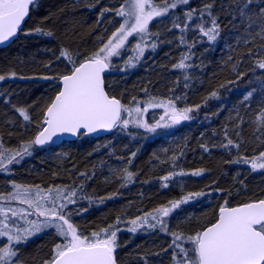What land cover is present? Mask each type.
Masks as SVG:
<instances>
[{
    "label": "trees",
    "instance_id": "trees-1",
    "mask_svg": "<svg viewBox=\"0 0 264 264\" xmlns=\"http://www.w3.org/2000/svg\"><path fill=\"white\" fill-rule=\"evenodd\" d=\"M243 2L239 0L241 6ZM124 3L36 0L17 39L0 49V75L5 77L0 81V195L13 192V185L32 192L37 186L45 193L50 187L76 190V203L68 205L66 218L84 236L113 226L116 264H175L174 249L169 247L172 235L159 225L155 229L145 225L132 233L131 221L157 215L169 232L181 235L185 242L213 224L221 206L264 199V169L253 171L250 163L264 152V69L258 67L264 62V21L258 13L264 0H253L244 17L235 0H191L185 9L213 5L219 35L215 42H200L196 33L188 32V44L196 43L191 59L185 61L192 67L184 71L174 65L189 50L179 45L180 34L172 27L165 40L157 39L154 51L147 48L143 61H132L137 65L129 64L124 55L111 59L104 74L108 95L129 109L146 107L145 116L138 117L146 123L157 118L147 105L151 100H172L191 109L189 119L175 130L148 133L130 123L102 138L80 135L75 141L41 149L32 143L31 155L9 164L43 127L44 112L59 91V78L103 47L117 29L116 11ZM62 52H68L75 65ZM248 92L253 95L245 101ZM229 139L233 144L223 147ZM125 170L132 173L131 181H125ZM165 176L170 179L163 180ZM194 193L204 195L182 203L167 217L159 215L158 209L171 208ZM0 205L7 207L9 202L0 200ZM10 206L27 207L18 200ZM21 226L27 225L21 221ZM6 240L0 238V246L7 248ZM61 243L64 240L55 229H45L16 244L14 259L17 264H45Z\"/></svg>",
    "mask_w": 264,
    "mask_h": 264
},
{
    "label": "snow or ice",
    "instance_id": "snow-or-ice-1",
    "mask_svg": "<svg viewBox=\"0 0 264 264\" xmlns=\"http://www.w3.org/2000/svg\"><path fill=\"white\" fill-rule=\"evenodd\" d=\"M191 0H165L163 6H158L155 0H125L116 11V15L123 19L120 27L112 33V36L96 52L86 57L83 62L73 66L70 74L60 77L61 85L58 93L48 105L43 127L23 152H17L15 156L9 159V164L19 163L25 155H31L28 148L31 144L44 145L48 142H55L53 137L62 134L95 133L98 130H113L114 128L126 129L130 123L138 128H143L146 132L155 133L157 128L171 127L178 124L181 120H188L187 113L191 109L179 111L173 103L167 105L171 109L169 122L161 125L156 123L149 125L142 119L136 118L129 120L124 114L131 116L133 112L137 117L142 116L140 108L129 109L121 105L115 97H110L105 91L104 76L105 70L110 67L111 58L121 56V50L125 49L126 42L130 37H139V42L135 45L133 51L134 57H130L128 63L133 60L138 61L143 57L146 48L153 51L157 47L159 34H153L149 30V23L157 17H165L179 6L189 5ZM238 6L240 17L246 15L245 10L250 9L253 0H244L242 6L239 0H235ZM36 0H0V44L9 41L20 29L21 23L28 16L30 6H34ZM213 5L206 4L202 9H184L183 18L177 17L172 21V29L179 32V45L188 48L189 53L182 55L180 61L174 65L177 70L184 71L192 65L185 61L191 59V49L195 47V41L192 44L187 42L189 31L199 34V41L204 38L208 42H215L219 35V24L217 18L212 12ZM108 11V9H104ZM259 17L264 21V7L258 10ZM103 15V12L101 13ZM235 19V17H233ZM251 20V16L248 17ZM193 21H199L195 25ZM210 25V26H209ZM252 24L248 25L251 28ZM168 29V31H172ZM37 33H42L40 28L35 29ZM264 31V28H262ZM51 35V33H46ZM155 36L150 44L146 38ZM143 45V46H142ZM62 56H67L71 61V55L68 52H62ZM75 65V61H71ZM258 67L264 69V62H259ZM14 75V74H13ZM5 77L0 75V81ZM185 80L188 76L184 77ZM253 93L248 92L244 96L247 101ZM216 96V93H212ZM152 106H161L159 102L149 101ZM148 109L145 107L143 112ZM25 120L29 117L20 110ZM165 117L162 116L161 120ZM227 135V134H225ZM233 144L228 140L223 147ZM208 149L205 148V151ZM136 153H132L134 157ZM19 157V159H16ZM264 152L254 158L251 163L253 171L264 169ZM237 163H249L248 160L236 161ZM0 161V168H2ZM126 171V170H125ZM193 175H199L200 172H194ZM81 173V176H84ZM185 175V173H179ZM132 173L126 171L125 181H131ZM165 181L169 176L162 178ZM167 187V184L163 185ZM81 190L83 186L81 185ZM14 191L7 196L0 195V200L9 202V206L0 205V238L6 237L7 248L0 246V264H17L15 257L17 251L15 245L26 242L27 239L41 231L53 228L58 236L62 237L64 243L57 244L54 249V255L50 261L45 264H116L114 252L117 247V231L112 230L113 226L101 229L100 232H93L91 236H84L78 233L76 227L66 218L65 210L69 204H75L77 191L73 189L49 188L46 193L38 186L35 192L31 188H22L19 185H13ZM204 195V193L190 194L187 198L174 202L171 208L164 207L158 209L161 216L167 217L172 209L180 207L182 203L188 200ZM111 198V197H109ZM18 200L20 204H26L27 207L14 208L10 202ZM227 202H225L226 204ZM30 216L36 219H28ZM43 217L41 220L40 218ZM152 221L156 223H151ZM119 221V218H117ZM21 221L26 227L21 226ZM130 232L136 233L138 228L147 225L148 228L155 229L157 225L160 230L173 236V260L175 264H264V199L239 205L237 207L221 206L215 223L198 232L194 236L187 237L182 242L179 234L169 232L166 223L157 215L151 213L144 217H137L131 221ZM12 228L16 229L13 234ZM190 244L191 247H186Z\"/></svg>",
    "mask_w": 264,
    "mask_h": 264
},
{
    "label": "rangeland",
    "instance_id": "rangeland-1",
    "mask_svg": "<svg viewBox=\"0 0 264 264\" xmlns=\"http://www.w3.org/2000/svg\"><path fill=\"white\" fill-rule=\"evenodd\" d=\"M164 2H165V0H155L156 5L161 6V7L163 6ZM124 4H125V3H124ZM184 7H185V6H179V7H177L175 10H171L169 15H167V16H165V17H157V18H154V19L149 23V30H150V32L153 33V34L158 33V34H159V41H160V42H161V40H165L166 37L169 36L168 29H170V28L172 27V21L176 20L177 16H179V15H181V18H183V10L185 9ZM177 12H179V13H177ZM118 17H119V25H118L117 29L120 27V24L123 22V19H124V18H122V17H120V16H118ZM181 20H182V19H181ZM197 23H198V22H197ZM152 25L154 26V27H153L154 29L151 30ZM117 29H115V31H116ZM115 31H114V32H115ZM189 32H190V31H189ZM196 34L199 36L198 33H196ZM111 36H112V35H111ZM111 36H110V37H111ZM165 36H166V37H165ZM154 39H156V37H151V36H149V37L146 38V42H147L148 44H150V43L152 42V40H154ZM204 40H206V38H204ZM206 41H207V40H206ZM138 42H139V37H130V38H129V41L126 42L125 49H122V50H121V56L124 55V56H126L127 59H129L130 57H134V56L136 55V53L133 51V49L135 48V45H136ZM142 46H143V45H142ZM146 53H147V48H146V50H145L144 55H146ZM144 55H143V57H141L138 61H136V60H133V61H136V62L143 61ZM121 56H119V57H117V58H121ZM113 58L115 59V57H112L111 59H113ZM132 65L135 66V65H137V64H136V63L134 64V62H133ZM151 101L159 102L161 106H152V105H150L149 103L147 104V105L150 107V109L155 110V113H154V114H156V117H157V118H154V120H153L151 123H150V122H147L149 125H154V124H156V123H160L161 125H163V124L169 122V116L166 115V111H167L169 114H170V112H171V109H167V105H168L169 103H173V104L175 105V108H176L177 110H179V111H183V110H185L184 108H182V106L177 105V103H175V102L172 101V100H151ZM135 108H136V107H134V106L131 107V109H135ZM146 113H147V111H146V112H143V111H142V116H139V118H140V117H144ZM189 114H190V113H187L188 116H189ZM162 116L165 117L164 120H161V117H162ZM190 116H191V114H190ZM136 118H138V117H137V114H136L135 112H133L131 116H127V119H129L130 121L133 120V119H136ZM146 118H147V116H146ZM183 121H186V120H181V122H183ZM131 124H132V123H131ZM133 125H134V124H133ZM178 125H180V123H178V124H174V125H172L171 127H160V128H157L156 132H159V131H163V132L167 131V132H170V131L175 130L176 128H178V127H179ZM134 127H136V126L134 125ZM136 128H138V127H136ZM142 129H143V128H142ZM156 132H155V133H156ZM148 133H149V132H148ZM172 177H173V175H172ZM187 197H188V196H185L183 199H185V198H187ZM198 198H199V197H194V198L188 200L187 203H189V202H193V201H196ZM183 199H180V201L183 200ZM184 204H186V203H184ZM30 217H31V216H30ZM28 218H29V217H28Z\"/></svg>",
    "mask_w": 264,
    "mask_h": 264
},
{
    "label": "water",
    "instance_id": "water-1",
    "mask_svg": "<svg viewBox=\"0 0 264 264\" xmlns=\"http://www.w3.org/2000/svg\"><path fill=\"white\" fill-rule=\"evenodd\" d=\"M31 7L32 6H30V9H31ZM29 13H30V10H29ZM28 17H29V14H28V16L27 17H25V19H24V21L21 23V25H20V29L18 30V32H17V34L14 36V37H12V38H10L9 39V41H6V42H4L3 44H0V49H2V48H6V47H8L14 40H16L17 39V37L19 36V34H20V32L22 31V29H23V27H24V25H25V23H26V21L28 20ZM108 71V69H106L105 70V73ZM104 73V74H105ZM70 74V73H69ZM104 74H103V76H104ZM58 84H59V89H60V85H61V81H60V79H59V81H58ZM105 87V86H104ZM106 91V90H105ZM56 96V95H55ZM47 109V108H46ZM46 111V110H45ZM44 115H45V112H44ZM43 118H44V116H43ZM44 126V125H43ZM112 130H98L97 132H95V133H86V131L83 133V134H78V135H75V136H73V135H71V134H62V135H59L58 137H53V140L55 141L54 143L53 142H48V143H46V144H44V145H35L36 147H38V148H43L44 146H47V145H52V146H59V145H61L63 142H72V141H75V140H77V138L80 136V135H84L85 137H88V138H94V139H97V138H102V137H105V136H107L108 134H110V132H111ZM39 134V133H38ZM37 134V135H38ZM36 135V136H37ZM35 136V137H36ZM35 139V138H34ZM253 202V201H252ZM232 207H237V206H232ZM218 214H219V210H218ZM218 217V216H217ZM215 223V222H214ZM209 226H211V225H209ZM209 226H207V227H209ZM207 227H205V228H207ZM204 228V229H205ZM203 229V230H204ZM202 230V231H203Z\"/></svg>",
    "mask_w": 264,
    "mask_h": 264
},
{
    "label": "bare ground",
    "instance_id": "bare-ground-1",
    "mask_svg": "<svg viewBox=\"0 0 264 264\" xmlns=\"http://www.w3.org/2000/svg\"><path fill=\"white\" fill-rule=\"evenodd\" d=\"M111 132H112V131H111ZM111 132H110V133H111ZM38 133H39V132H38ZM38 133H37V134H38ZM37 134H36V135H37ZM36 135H35V136H36ZM108 135H109V134H108ZM34 138H35V137H34ZM33 141H34V139H33ZM34 146H35V144H34ZM35 147H36V146H35ZM36 148H38V147H36ZM38 149H41V148H38ZM201 231H202V230H201ZM201 231H200V232H201Z\"/></svg>",
    "mask_w": 264,
    "mask_h": 264
}]
</instances>
